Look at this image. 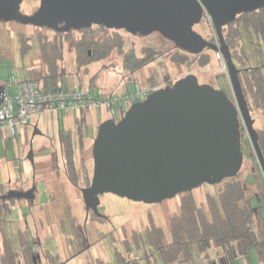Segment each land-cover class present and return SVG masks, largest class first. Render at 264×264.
I'll list each match as a JSON object with an SVG mask.
<instances>
[{"label":"water","instance_id":"water-1","mask_svg":"<svg viewBox=\"0 0 264 264\" xmlns=\"http://www.w3.org/2000/svg\"><path fill=\"white\" fill-rule=\"evenodd\" d=\"M21 0H0V20L44 26L57 32L102 25L132 34L160 32L194 54L210 48L225 59L235 103L222 89L187 74L151 91L116 119L99 123L93 140L94 169L82 189L87 207L97 194L157 203L203 183L218 184L240 173V120L249 132L264 176V155L238 78L223 26L241 13L264 7V0H40L32 14ZM211 20L218 44L194 30ZM5 87L0 85V104ZM33 149L30 145L29 159ZM256 211V208H254Z\"/></svg>","mask_w":264,"mask_h":264},{"label":"trees","instance_id":"trees-1","mask_svg":"<svg viewBox=\"0 0 264 264\" xmlns=\"http://www.w3.org/2000/svg\"><path fill=\"white\" fill-rule=\"evenodd\" d=\"M82 29L77 34L64 36L63 34L53 36L40 31L34 33L33 29L21 34L22 54H26L31 47L33 33L38 46L40 61L32 63L29 67V79L39 80L47 91L62 89L65 74L62 64L68 42L72 44L74 51L77 76L80 72H89L92 63L108 58L115 48L121 51L123 41L117 29L102 25H92ZM222 32L225 42L233 52L234 62L236 56L242 63H247V43L254 48L258 57H261L260 42L262 38L264 41V7L238 14L223 26ZM237 45L243 54L241 58L235 48ZM142 54L138 57L131 50L125 52L124 68L133 71L145 66L154 59L157 51L154 47H143ZM182 56L180 54L175 61L184 62L185 57ZM94 74L91 76L90 86L96 85L97 74ZM238 77L244 96L248 100L252 99L249 102L251 109L261 111L264 117V71L262 73L256 65H249L245 72L241 70L238 72ZM61 139L64 144L69 178L76 182L77 171L74 162L76 150L69 134L67 136L62 134ZM258 143L261 149L264 148V124L258 132ZM249 144L253 148L252 143ZM238 176L239 173L215 184L216 194L206 195V208L197 203L193 190L183 192L179 210L170 217L169 234L150 218L147 227L149 254L157 252L163 264H173L180 259H191L194 251L201 254L209 264H231L237 257L246 256L251 248H256L262 257L259 235L255 229V212L246 193L247 184ZM143 246L138 233H134L132 241L121 244L120 249L115 250L116 264H140L141 258L138 257L137 251ZM144 264H152L149 256L144 260Z\"/></svg>","mask_w":264,"mask_h":264},{"label":"rangeland","instance_id":"rangeland-1","mask_svg":"<svg viewBox=\"0 0 264 264\" xmlns=\"http://www.w3.org/2000/svg\"><path fill=\"white\" fill-rule=\"evenodd\" d=\"M26 1L27 3L31 4V1L28 0ZM27 7L30 8L31 5L25 6V3L23 2L22 9L27 10L28 9ZM25 25H29V24H22L19 27V29L23 32L32 31V29H26ZM27 27H32V25H29ZM193 28L207 41L214 42L217 39L211 20L206 15L203 17L201 22L199 24H196ZM2 29H9V31H13L14 29H16V26L14 24L10 26L6 25ZM117 30L120 33L121 36L120 38H122L121 40L123 41L121 42L122 43L121 51L115 48L114 50H112L108 58L99 62L92 63L90 65L89 72L83 71L80 72L79 75L81 78H83L85 82H87L88 85H90L91 76L94 73L97 74L96 76L97 86H92V85L89 86L90 88L89 92L96 98L102 97L100 95L101 94L100 92L102 90L99 88L100 86L101 87L103 86L106 92H110L112 91V85H113L115 87L113 90L119 96H121L124 91H126L130 95H133V93H135L136 91V87H135L136 79L138 80L140 86L142 85L146 86L148 85L146 83L150 82V84H152L150 86L154 85L152 88L157 89L159 87H163L164 84L166 83V80H168L169 82H174L179 78L186 76L187 74L193 73L197 76L198 81L200 83H210L212 84L213 87L224 90L228 95V97L235 103V95L231 87L228 68L225 59L221 53L214 51L210 48H207L202 53L195 55L189 50L176 46L172 40H170L168 37H166L160 32H153L147 35H143L139 32L132 34L131 32H128L124 29H117ZM40 33H47V29H42ZM245 36L246 35H244V37ZM3 46L6 47L7 43H3ZM143 47H154V49L157 51V54L151 62L146 64L141 70L136 72V74L131 77L130 74H128L129 72L124 68V53L129 52L131 50L132 53L140 57L143 55L142 54ZM235 48L237 52H239V54L241 55L239 56V58H241L243 54L241 51H239V46L237 45L235 46ZM246 48L248 53L247 63L244 62L242 63V61L234 55L237 67H243L249 65L255 66L259 64L258 59L260 58V56L258 57V55L254 51V48L251 47L249 43L246 44ZM32 51L29 53L30 55ZM34 54H35V50H34ZM180 54L185 57L184 62L175 61L176 59H178ZM33 60H34L33 63H38V61H40L38 57V53L34 55ZM202 60L204 64L201 63ZM204 61H208V62L205 63ZM19 63L20 62L18 60L12 61V59H10L9 61H6L0 58V82L3 84H7L9 86L7 88L8 91L7 93L9 94V96H15L18 93L17 84L19 81L23 79L24 76V72L22 71V69L19 68L20 67ZM62 68L63 71L65 72V74L63 75V80H64L63 86H65L64 88L67 90L77 89L79 87V84H77L76 81L77 75L75 73L76 69H75L74 51L72 48V44L69 42L66 43L65 46ZM122 78L124 80V84L120 85ZM102 81H104V83H101ZM87 84L86 83L81 84L82 88L88 89ZM250 100L252 99L250 98ZM93 109L99 110L100 113L101 111H104L103 109H106L107 111L110 110L105 105H98V106L96 105L95 107H93ZM112 111L115 116H118L116 112L117 109L115 107H113ZM89 112L90 111L87 110L85 111V113H83L85 114V117L91 116ZM64 113H65L64 111L61 112L58 119H63ZM87 113L89 114V116L86 115ZM45 115L46 116L43 117H45L47 121L45 123L44 130H46L49 134H51L50 136L55 137V131H51V130L54 129L53 127L56 125L55 123H53L56 117L54 116V113H49V114L47 113ZM252 116L254 118H257L258 123H260L261 120H263V117H261L258 114H255V112L252 113ZM92 118H95V115L89 118L88 122H86L87 124L83 120L80 122V124H84L82 125V130L86 138L92 135V131L94 127ZM40 126H42V124H40ZM23 127H24L23 125H19V124L16 125L15 126L16 134H13L9 127L8 128L2 127L0 128V130H4L6 136L4 137V139L11 138L13 143H15L16 141L17 143H19L20 139L23 137V131H22ZM35 129L37 130L36 133L39 135H42L43 132L42 130L39 129L38 126L33 125V128L31 129V135L33 134V136H35V139H38L39 135H35L34 133ZM31 135L30 137L28 136V139L31 138ZM1 142L3 141L1 140ZM85 144H83L82 150L77 149V151L75 152L76 162L81 161L86 163L88 170H91L92 160L90 157L91 156L90 149L88 148L89 147L88 141H86ZM243 150L245 152L244 155L246 161L244 166L240 170V174L238 177L247 184L248 187L246 193H247L248 201L250 202L253 208L257 209V213L255 214V229L259 235L260 246L262 249L261 253L263 256L261 259H259L255 251V248H251L252 252L249 258L251 259L252 264L255 261L264 264V250H263L264 176L261 168L257 163V160L254 157L247 155V153L252 150V146L247 142L243 143ZM33 153L37 157V153L36 152ZM251 153H253V151ZM24 154L25 155L29 154L28 145ZM28 160L30 161L29 158L26 161ZM81 162L80 163L78 162V165L76 166V171H80L82 169ZM248 165L255 167V170L248 168ZM80 173L81 172H77V175H79V177H81ZM51 178H53V176H49L48 174L45 177V180L48 181L47 183L48 190L52 189V185H50ZM43 181H44V177H42V179L39 181L38 184V188L41 196V203L48 200V191L47 189H45L46 186H44ZM71 192L73 195H75V190L73 188H71ZM208 193L212 195L216 194L215 184L203 183L200 186L193 189V194L197 203L202 205L204 208H206L207 206L206 195ZM66 194L68 200L69 192L67 191ZM181 195L182 193H179L171 198H166L161 202H157V203L132 201L127 198L112 194L104 196L102 200H103V204H105L106 208H108L107 210L108 214L113 217L111 222L112 224H115L116 227L120 226L121 224H127L129 228L132 225L135 226V230H134L135 232L131 230L129 231V233H126V236L125 234L123 235V237L125 236L127 238L133 239L131 237V234L139 233V232L141 237H145V233L147 231L146 225L150 218L153 220V222L156 225L162 227L163 231L166 234H169L170 217L179 210V202ZM101 229H103L102 230L103 232L109 230L110 224L101 226ZM123 232H128V230L124 229ZM102 243H103V248L100 249L102 252L100 255L107 257L111 261L112 258L110 256L111 253L108 250H106V247L110 248L108 243L106 242V239H103ZM47 244L52 245L49 239H47ZM52 248L54 247L52 246ZM91 251L93 252V254H96L94 248H92ZM199 261L196 264H206L204 262L202 263ZM185 262L186 260L179 262V264H183Z\"/></svg>","mask_w":264,"mask_h":264},{"label":"flooded vegetation","instance_id":"flooded-vegetation-1","mask_svg":"<svg viewBox=\"0 0 264 264\" xmlns=\"http://www.w3.org/2000/svg\"><path fill=\"white\" fill-rule=\"evenodd\" d=\"M28 1H31V4L27 3L26 0H21L19 4V10L23 14L30 15L39 8L40 0H28ZM23 2L25 3V6L31 5L30 8L27 7L29 9V10L27 9L28 11L22 9ZM20 23L21 22H18L15 20L7 21V22L0 20V26H6V25L10 26L12 24L16 26V33H17V38L19 42H20L21 34L24 33L23 31L19 29V27L22 24H28V23H21V24ZM29 25H32V27H27ZM29 25H25L26 29H34L35 32H39L42 29H47V33L53 36L59 35V34H63V36L65 34H71V35L77 34L81 30H83V29H76V30L72 29L66 32H57V31H54L44 26H37L34 24H29ZM95 27L98 28L100 26H95ZM111 29H116V28H111ZM34 33L32 36L35 40ZM209 42H212V41H209ZM213 43L218 44V39H216ZM260 46H261L262 55L258 59L259 64L256 66L259 67L263 73L264 71V41H263V38L261 39ZM229 50H230L231 57L233 60V52L231 51L230 48ZM88 53L90 54V51H88ZM195 55H198V54H195ZM234 64L236 68L238 69V72L240 70L241 72H245V70L249 67V66L237 67L235 62ZM143 67L137 70H133V71H129L127 69V71L129 72L128 74H130V76L132 77L136 74V72L141 70ZM102 83H104V81H102ZM135 83L138 84L139 89L141 90L140 93L138 94L133 93V95H130L129 93L124 91L123 94L121 95L123 97V100H122V108L119 111V115L118 116L112 115V117H115L116 119H118L122 115V113L125 112L131 106L132 103L142 100L147 94H149L151 91L156 89V88L155 89L152 88L154 85L150 86L152 85L150 84V82H147L146 84L148 85L146 86L145 85L140 86L138 80L136 79ZM172 83L173 82H169L168 80H166V83L164 84V86L171 85ZM122 84H124L123 78L121 79V82H120V85ZM114 88L115 87L112 85V91H114L113 90ZM100 89L106 92L103 86L102 87L100 86ZM246 102L248 105L249 113L253 121L252 126L256 130L257 139H258V132L263 127L264 117L261 111L257 109H253V108L251 109L250 104H249V102H251L250 100L246 99ZM253 112L263 117V120H261L260 123H258L257 118H254L252 116ZM94 125L95 124H93V126ZM98 126L99 124L97 123L93 127L92 135L86 138L84 136L82 126H80V128H78V126L77 127L71 126L69 128H65L60 124L58 128L57 143L53 142L54 140L53 137H49L45 133H42L43 136L46 135L47 137V142H46L47 144L40 145L39 152L41 153L43 152L42 157H45V159L41 161V164H37L35 161V155L33 153L30 161L28 160V162L31 164L33 171H34L29 185H25L21 182L11 183L10 180L5 182L4 184H0V213L2 212L7 213L8 211L9 212L13 211L14 206L17 204H20L22 200H25L26 204L27 205L29 204L30 206V204L34 203L35 199H37V206H39L38 210L40 212L42 211V214H44L46 209L43 206L44 204L41 203V196H40V191L38 188L39 181L36 179L38 173L43 175V177H46V175L48 173L50 174L51 172L56 173V174L64 173L70 180L72 187L75 190V195H73L72 192L68 195L69 198L65 204L67 211L64 216H61L59 213L60 211L59 205H57L53 209V212L49 213L48 216L50 217V220H55V222L53 221L55 224L54 225L55 228L51 227L52 229L50 230V233L52 234L51 236L45 237L39 231V229L42 228V222L36 219V217L39 214H36L35 211L30 212V210L29 211L27 210V212L29 214H32L33 216L32 223L26 225L27 229L30 231V234L28 233L29 236L28 238H26V236L21 235L20 230H18V233L20 234L18 236L19 241L17 242L16 245L19 246V248H16L15 246L14 248L13 245L10 242L9 244L5 239L4 240L5 250L3 249L4 251L0 252V264H103V263L116 264L117 263L116 258H115V250L120 249L121 244L125 242H130L133 240L125 236H126V233H129V231L131 230L135 232L134 231L135 226L132 225L129 228L127 224H121L120 226L116 227L115 224L111 223L113 217L108 214V211H107L108 208H106L105 204H103L102 198L112 193L106 192V193L97 194L98 201L96 203V208L93 207V205H90L89 207H87L86 202L83 197V193H82V189L89 187L91 184V178H92L93 169H94L93 153H92L93 140L97 134ZM239 131H240V139H241V150L243 152V164H242V167H243L246 161L245 155H244L245 152L243 150V143L247 142L249 144L252 142L250 140L249 132L246 128V125L244 124L242 120H240V123H239ZM62 134L66 136L68 134L70 135L72 139V143L74 145V149L76 151L77 149L82 150V146L83 144H85L86 141H88V144H89L88 148L90 149V153H91L90 157L92 160L91 170H88L86 163L81 162V161L76 162V159H75L74 161L75 166L78 165V162L79 163L81 162V165H82L81 166L82 169L80 171H77V172H81L80 176L82 178L79 177V175H76L77 176L76 182L71 181V179L69 178V174H68L69 169L67 167V161L64 155V148H63L64 144L61 139ZM30 145L34 152L32 142H30ZM30 145H29V150H30ZM261 150L264 155V148H262ZM252 151L253 153H251ZM247 155L254 157L257 160V163L259 165L260 162L253 148L251 151L247 153ZM52 157L53 159L55 158L54 162L51 161ZM28 158H29V154L27 155L26 160ZM248 168L255 170V167L250 166V165H248ZM41 179H42V176H41ZM112 195H115V194H112ZM254 212L256 214L257 209L256 211L254 210ZM106 224H110V229L103 232L102 231L103 229H101V226H105ZM146 227H148V222H147ZM0 228L3 229L1 225H0ZM124 229L128 230V232H123ZM124 234L125 236L123 237ZM133 236L134 234H131L132 238ZM138 237L140 238V240L145 246L144 239L147 240V231L145 233V237H141L140 232L138 233ZM47 239H49L52 245L47 244ZM103 239H106V242L108 243L110 247V248L106 247V250H108L111 253L110 254V256L112 257L111 261L107 257L100 255L102 253L100 249L103 248V243H102ZM52 246L54 248H52ZM144 246L141 248V251L140 250L137 251L138 257L141 258L140 264H144V260L146 259V257L147 256L150 257L152 255V254H149L150 253L149 247L144 248ZM92 248H94L96 254H93V252L91 251ZM6 252L9 257L6 255ZM126 264H129V263H126Z\"/></svg>","mask_w":264,"mask_h":264},{"label":"crops","instance_id":"crops-1","mask_svg":"<svg viewBox=\"0 0 264 264\" xmlns=\"http://www.w3.org/2000/svg\"><path fill=\"white\" fill-rule=\"evenodd\" d=\"M3 27L4 26H0V58H2L3 60H6V61H9L10 59H12V61L18 60L20 62L19 68L22 69V71L24 72V76H23L22 80L29 79V76H28V70L30 69L29 67L34 62V60H33L34 55H36V53H38L37 43L34 40L33 36L31 35L32 36L31 37L32 45L26 54H22V51L20 48L21 44L17 38L16 29H14L13 31H9V29H2ZM3 43H7V46L4 47ZM34 50H35V54H34ZM31 51H32V53L30 55L29 53ZM76 81H77V84H79V87H81V88H82L81 84H85V83L87 84V82H85L83 80V78H81L80 76L79 77L76 76ZM2 84L3 83L0 82V85H2ZM63 84H64V80H63ZM89 86L90 85L87 84V87H88L87 90H90ZM95 86H97V83ZM64 87L65 86L62 85V89L67 90ZM100 93H101L100 95L102 97H106V96L111 95V94H116L115 92H105L104 90H101ZM98 105H105V104L101 103ZM105 106L110 110L107 111L106 109H103L104 111H101L102 114L99 112V110L93 109V107H95V106H91V108L88 107V108L81 109V110L77 109V108L76 109L69 108V109L60 110L57 113H56V111L47 112L48 114L54 113V116L56 117L55 121L53 122L56 125L53 127L54 129L51 128L52 129L51 131H55V137H53L54 138L53 142L57 143L58 128H59L60 124L65 128H69L71 126L77 127L82 120L86 123V122H88V120L91 116L95 115V118H92V121L96 125L97 123L99 124L101 121L112 117V115H114L112 109L115 106H113V107H108L107 105H105ZM115 108L117 109V111H116L117 115H119L120 110L117 107H115ZM87 110L90 111L89 114L91 116H89L88 113L86 114L89 117H85V114H83ZM63 111L65 112L63 114V119H58L60 113ZM47 113H44L41 116L33 118L29 122V125H24V127L22 128L23 129L22 130L23 131V137L20 139L19 143H17V141L15 143H13L11 138L4 139V137H6L4 130H0V184H4L5 182H7L9 180L11 181V183H16V182L20 183L21 182L25 185H29V183L31 182L30 180L32 178V174L34 173V171H33L31 164L28 161H26L27 155H25L24 152L27 149V145L29 146L30 142H32L34 152L37 153V157L35 156L36 163L41 164V161H43L45 159V157H42V154L39 153V146L42 144H47L46 143L47 142L46 135H48L49 137H52V136H50L51 134H49L46 130H44L45 123H46L47 119L43 116H46L45 114H47ZM77 122H79V123L77 124ZM40 124H42V126H40ZM33 125L38 126L39 129L42 130V132L45 133L46 135L43 136V135L37 134L36 129H35L34 130L35 135H39L38 139H35V136H33V134L31 135V129L33 128ZM82 125H84V124H80V126H82ZM4 127H7V126H4ZM15 131H16V129H15ZM15 134H16V132H15ZM30 135H31V138L28 139V136L30 137ZM1 140L3 142H1ZM51 161L54 162L55 158L53 159V157H52ZM42 174H44V173H42ZM48 175L53 176V178L50 179V185H52V189L48 190V187H47L48 181L45 180V177H44L45 182L43 181V184H44V186H46L45 189H47V191H48V200L43 202V204H44L43 206L46 209L44 214H42V211L40 212L38 210L39 206H37V199H35V202H34L35 204L32 203V204H30V206H29V204L28 205L26 204L25 200H22L20 202V204H17L14 206L13 211H11V212L8 211L7 213L6 212L0 213V225L3 227V229L0 228V252L5 250V245H4L5 239L8 243L10 242L13 245V247L15 246L16 248H19V246L16 245L17 242L19 241L18 236L20 234V233H18V230H20L21 235L26 236V238H28V236H29L28 233L30 234V231L27 229L26 225L32 223L33 216H32V214H29L27 212V210L28 211L30 210V212L35 211L36 214H39L36 217V219H38L39 221L42 222V228H40L39 231L45 237L52 235L50 233V230L52 229L51 227L55 228V226H54L55 220H50V217L48 216L49 213L53 212V209L57 205H59L60 206V211H59L60 215L64 216L66 214V211H67V208L65 206V204L67 202V194L66 193H67V191L69 192V194L71 193V188H73L72 184H71L70 180L68 179V177L64 173L56 174V173L51 172L50 174L48 173ZM41 176L43 177V175L38 173L36 179L38 181H40ZM68 198H69V196H68ZM77 203H78V201H77ZM144 242H145L144 248H148L147 240L144 239ZM260 248H261V246H260ZM263 250H264V246H263ZM140 251H141V249H140ZM255 251L257 253L258 258L261 259L263 256L261 257V255H259V252L256 248H255ZM251 252L252 251L250 249L246 256L237 257L236 259L233 260V262L231 264H252L251 259L249 258ZM261 252H262V249H261ZM6 255L8 256L7 252H6ZM150 259L152 261V264H163L160 257L158 256L157 252H154L150 256ZM185 260H186V262L183 264H196L199 260H200L199 262H202V263L204 262L206 264H209V262L206 261L203 258V256L201 254H199L197 251H194L191 259H180L173 264H179V262L185 261ZM253 264H263V263L255 261Z\"/></svg>","mask_w":264,"mask_h":264},{"label":"built area","instance_id":"built-area-1","mask_svg":"<svg viewBox=\"0 0 264 264\" xmlns=\"http://www.w3.org/2000/svg\"><path fill=\"white\" fill-rule=\"evenodd\" d=\"M5 87L3 100L0 104V128L7 126L15 134L16 125H28L29 122L44 113L60 111L64 109H79L105 104L108 107L122 108L123 97L111 94L106 97L96 98L89 90L78 87L77 89L58 91L45 90L41 82L37 79H24L18 82V93L9 96L7 84ZM10 85V84H9ZM135 93H140L137 83H135Z\"/></svg>","mask_w":264,"mask_h":264}]
</instances>
